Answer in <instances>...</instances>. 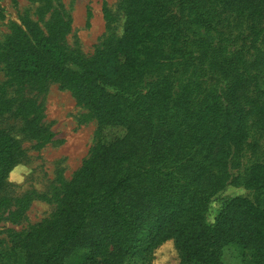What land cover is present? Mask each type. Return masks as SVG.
Returning <instances> with one entry per match:
<instances>
[{"label":"trees","instance_id":"obj_1","mask_svg":"<svg viewBox=\"0 0 264 264\" xmlns=\"http://www.w3.org/2000/svg\"><path fill=\"white\" fill-rule=\"evenodd\" d=\"M40 16L0 39V122L19 117L25 136L49 140L23 93L53 81L123 134L99 138L55 211L16 234L23 264H70L72 252L76 264H122L168 238L179 264H223L230 246L264 264V157L228 171L264 133V0H124L120 36L89 56L70 49L66 15ZM18 142L0 128V190ZM229 185L257 196L225 198L210 218Z\"/></svg>","mask_w":264,"mask_h":264},{"label":"rangeland","instance_id":"obj_2","mask_svg":"<svg viewBox=\"0 0 264 264\" xmlns=\"http://www.w3.org/2000/svg\"><path fill=\"white\" fill-rule=\"evenodd\" d=\"M39 6H41L39 8ZM0 0V39L11 23H20L40 16L45 22L51 12L58 10L70 20L67 43L70 49L92 55L103 42L120 36L124 23V0ZM39 8V9H37ZM40 107L39 124L52 133L49 140L37 142L21 132V118H3L0 128L8 129L22 148L19 163L5 179L0 190V264H23V256L12 248L16 234L48 218L56 209L64 186L89 158L97 140H112L123 134L118 125L99 126L97 119L77 102L72 91L59 83L44 81L23 93ZM255 130V129H254ZM255 133L250 145L229 158L228 171L239 170L249 161L264 157V133ZM244 195L251 199L257 192L242 187L227 186L210 204L211 218L221 202L228 197ZM66 259L76 264V253ZM223 264H251L247 251L226 247ZM180 253L172 238L152 249L149 254L128 258L122 264H179Z\"/></svg>","mask_w":264,"mask_h":264}]
</instances>
